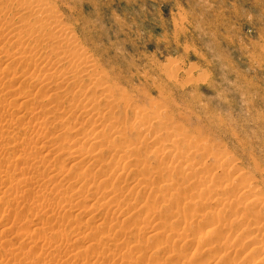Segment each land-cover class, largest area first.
<instances>
[{
    "label": "bare ground",
    "instance_id": "bare-ground-1",
    "mask_svg": "<svg viewBox=\"0 0 264 264\" xmlns=\"http://www.w3.org/2000/svg\"><path fill=\"white\" fill-rule=\"evenodd\" d=\"M10 1H16V0H0V63L3 61L4 63H7L5 64L4 68L0 70V87L2 89L3 86H5L4 84L9 81L8 79H7L8 81L5 80L6 77L4 78V70H9V69L11 71V72L9 71V73H11L10 74L11 78L10 77H7V78H10L11 82L12 81L19 82V86L15 87L16 85L15 83H14L15 84L14 86L9 85L10 88L8 90H10L9 91L10 94H12V96L15 97V98L12 97L13 100H11L12 98L10 97L5 98L4 97L5 94H2V91L0 93V141L6 138L4 135L7 134L8 132L6 130L7 132L4 134L3 127L5 128L10 127L11 129V127L14 124H16L14 122H17V124L19 122L22 123V124H19V126L21 125V128H22V129L19 128V130H21L22 132L19 133L17 131V134H13L14 133L13 132L12 135L11 133H9L11 136L9 137L8 140L12 141V145H13L12 148L16 149V151L18 152V153L16 152V154L14 153L15 155H13V157L15 161H20V162L22 161L21 162L22 165L21 166L18 165V168L19 166L22 167L21 169L20 168L19 169L20 170L23 169V172L21 173V171L18 168H16L17 164H16V167L14 166L15 163L17 162L13 161L14 165H12V162H8L9 157L7 158L8 160L6 162L8 163L6 165L0 164V174L1 173L4 174L3 176L6 182L9 180L8 181L9 189L7 191H4L2 196H0L1 197L0 202L2 204L4 203L5 205L8 204L10 202L9 199L12 196V193L14 192V191L12 192L11 190L19 189V188L13 189V184L15 183H13V181L10 180L11 178H9L10 171L15 168L17 169V172L19 171L21 173L20 174L21 176H24L22 178L19 176L21 180L18 178L17 179L19 181H22L21 183L23 184L28 183V185L35 182L36 180L38 181V179L41 180L40 178H42V176L46 174V171L49 172L47 182L48 181L52 182L50 184L51 189L49 187L50 189L49 192L46 191L47 190L46 188L45 190L44 189L38 190V191L36 190L35 195L32 198V202H31L32 204H30L32 205V207L35 204H38L36 205L37 207H35V209L33 208L35 212H32L35 219L38 218V220H42L41 216L43 215L44 216L48 215V217H50L51 219L53 218L52 217L54 214L53 212L55 211L50 210V206H51L49 203L51 202L50 197L52 198L56 197L59 200V203L57 204V207H58L57 209H59V211H62L64 213L73 212V209H74V212H75L74 216H76V218H78L79 215L81 216L84 213L83 209L85 208L84 207L82 209L83 210L82 212V210H78V208L76 207L77 204L79 205V203H81L82 201H86V202L90 201L92 197L94 198L93 201L95 200L94 203H92L91 206L89 205L87 206H89L88 208L89 210L94 211L93 212L94 215H97L95 217H99L98 211H104V212L107 211V213L109 214L108 211H111L110 213H112V211H116V210L118 211L121 208L125 209L123 207L120 208V205L123 202L126 203L127 201H125L126 196L124 197L123 195L124 193L121 192V190L120 191L118 190L119 184L120 185L123 184L124 186V184L126 185L129 179L132 180L134 178L135 181L134 179L132 181L137 184H135L132 188L128 187V189L130 188L129 194L131 193L129 197H131L132 194H135L134 191L137 192L136 189H138V187L140 188L142 187L139 194L151 193L150 195H152V192L154 194L155 190L160 189V187L157 188L158 186L156 185L157 187L154 190L152 187L153 182L152 183L151 181L148 182V177L149 178L151 177L153 178V176L160 177L162 179L161 182L166 183L165 184L166 186L163 190H158V192L160 193V197L162 199V204H159L161 205V209H159V207H156V204H157L156 202H155L156 203L155 206H150L151 202L149 201V204L147 206L146 201L145 202L142 201L146 205L145 208L147 207V209H145L143 206L144 210H148L146 212L147 214H145L143 219H142L143 215L142 217L140 216L141 217L140 219L142 220L139 223H137V226H133V227H137L139 232L144 233L145 231L149 230L150 225L152 227L151 223H153L154 221L151 222L150 220H153L154 218L157 221L158 220L161 221V218L162 220L164 218L172 219L173 222L175 223V227L171 226L172 223H170V220H169V223L171 224L170 226L168 225L169 228L167 227V225H164L167 227L166 229H168L164 231L166 233L161 232L162 235L155 234V232H157L156 222H155L156 231L155 229H153L154 234L153 235L151 234L149 236V233H151L152 229L151 231L149 230L150 232L147 231L149 232L147 235L149 237L146 239L147 241L148 240L151 241L150 246H148V248L147 247L145 248L147 252L145 250L144 253H141L139 255L141 259L144 257L145 264H173V263L175 264H264V240L259 239V237H257L254 234V233L264 232L261 227L263 224L260 226L259 222L261 224V221H259L258 223L254 222L255 224L253 223V221H251V218L252 220L254 218L258 220L260 219V216L262 215V213L260 212V209L262 207L258 208V206L260 204H263V200L258 197L251 200L256 190L254 191L255 188H253L254 187L252 186L253 184L251 185V183L250 184L247 183L250 180L247 181V178H244L243 176V178L247 182L245 181L244 183L242 181L243 183L242 184L241 181H238L240 182V185L237 184L236 180L233 181L234 174H237L236 173L237 171H235L236 169H234L233 175H232L233 178L232 177L230 178L232 182H229V183L226 182L227 184H216V182H220L218 181L220 179L215 181L214 179H211L209 176H205L206 172L208 173V171L210 170L212 171V169L210 167H205L204 163H202L200 160L198 161H200L201 163L195 161V159L199 157L198 154L200 152L206 153V150H208L209 152L210 149L208 148V146H206L205 144H199L200 142L199 143L197 142L189 143L188 141L190 139L188 141L186 140L188 139L190 135H187V139L185 138V141L187 142V144L185 145V149L187 151L184 152L183 151L185 150L184 148L183 150L179 149V148H182L181 144L183 142L184 136H182L181 133H180L181 136L179 135V133L178 135L177 134L175 135V133L178 130L177 131L174 130L176 132L174 133V136L171 137V135L173 134L172 132V134L169 136L171 137V139L169 138L170 140L167 139L168 136L166 137L164 136V134H161V131L163 132V129H161V131L159 132V135H154V134H158L155 131L157 130L156 128L158 127L168 129L165 127L167 125L165 121L167 120L163 121V119L167 116L165 113L166 111L165 112L163 111L162 112L160 111L148 112V111H133L132 109H131L132 111L130 109H128L130 111H116L120 105L124 106V109L129 107V102L126 100V96L124 94H120L121 92L118 93L116 91V88L114 89L113 87H110L109 85L110 77L106 73L100 71L101 68L95 63L96 61L94 62L95 59L93 60V58L86 52V50L80 46V44L78 43L79 40H77L75 37L76 35H73L71 30L63 23L61 15L56 10V7L49 4L48 0H20L19 8L12 9L11 11H9L7 9H8ZM1 65L0 67H2ZM13 67H17V68L14 69ZM9 73L7 72V74ZM22 83L25 84V85L23 84L24 88L25 86L28 87V90L32 85H35V87H37L36 92L35 93L33 92V94H30L26 90L27 88L23 90ZM47 90L51 92H47L46 94ZM3 91L5 92L6 90H3ZM24 92L29 93L28 95H26L27 100H24L25 98L23 97L25 95ZM21 95L23 98H21ZM36 97L40 99L47 97L46 98L47 101H50V102L49 104L43 105V106L39 105L40 103L39 104L37 103V107H35V109L33 108L34 111L33 109L29 111L28 107L31 106V102L36 104L37 102ZM12 104H14V106ZM5 106L8 109L12 108L13 111L14 109L20 110L16 112L17 113V115H15L17 117L15 118L16 120H14L13 118L15 116H13L12 118H9L8 117L9 115L6 114L5 111H4L5 114H3L2 111L4 110L3 108ZM39 114H43L44 118L37 117ZM76 114L78 115L84 114V116H86V118L92 122L91 124L90 123L89 124L90 126L93 125L94 129H92L91 132L89 131L90 132L89 134H86L87 131L86 133L83 132L85 130H83L84 128L81 123H80L81 126H77V127L70 126L72 124V123L70 124L71 118H74L73 116H76ZM27 118L29 119L26 120ZM74 119H76V117ZM169 119H171V117ZM84 120L82 119L83 122ZM172 122L173 121L170 122V125ZM52 127L54 128L62 127V128L59 129V131L57 132V135L54 133L52 134V135H56L54 138L53 136L51 137V134L49 133L50 134L49 136L53 141V142L52 141L50 142V140L47 139L49 138L47 137V133L49 132V129ZM177 128H180V127H176V129ZM29 131H31L30 133H33L32 135L29 134L32 137L31 136L29 137L28 135ZM164 131L167 132V130H164ZM67 133L76 135L74 138H71V140L70 139L68 140L67 144L70 143L69 149H66L67 147L65 148L63 146V143L59 141V139L61 140V138L62 139L65 138V135ZM166 135H169V131H168V134L166 133ZM165 137H166V140L164 139ZM138 139L142 141L139 143L140 146L137 145L138 143L137 144L132 143L133 141H136ZM139 140L137 142H139ZM148 140H150L151 143L154 144V146L152 145L153 147H155L156 143L158 144V146L156 144L155 148L150 147V149H148L147 143L150 142ZM64 141L66 143V139H64L63 142ZM164 141L166 142V144H163ZM91 142L100 143V144L103 143V144L100 146L98 144V147L96 148L95 146L91 144ZM1 143L2 142H0V160L5 161L6 160V158H4V155L6 154L5 151H7V149H10L9 148L10 144L7 143L8 147H5V146H2ZM31 145L35 147V149L33 148V150H36L35 152L33 151L30 152L29 146ZM64 150L69 151L68 159H70L71 163H73L70 171H75L77 168V171H75L74 176L70 177L71 180L69 179L70 181H72L71 185H73V189L71 188L72 186L70 187L72 196H69V197L66 196L65 190L63 191L61 189V182L63 181L65 177L69 176V174H65L63 176V172H65L63 169L64 167H59V165H61V163L63 162L57 161L59 162L58 164H56L55 162L56 158L60 155V153L62 155L63 153L66 152V151L63 152ZM42 152L46 153L44 154L45 155L44 157H51L50 159L47 158L46 160L45 159L41 160L40 159L41 157L39 158L41 161L45 163L44 167H42V164L38 163L41 161L37 159L38 158L37 154L41 156L40 154H42ZM201 154L203 155V153ZM118 155H121L122 159H117V161H114L116 160L115 158H118L115 156H118ZM205 157H203V159H205ZM107 158H109V160H107ZM219 159H221L222 161H220ZM53 160L55 164L53 163ZM213 160L215 161L214 162L215 165L213 169L219 170V171L221 170L222 175H223V172L227 168H229L228 167L230 165L229 161L231 162L230 159L228 161V159L223 160L222 158H218V157L216 160L215 159ZM209 166L212 167V165L210 164ZM2 168H4V170ZM41 168H43V171ZM163 168H167L166 173L164 170L165 174H163L162 172ZM30 170L32 172H28ZM25 171L26 173H24ZM112 176L116 178V181H118L119 184L117 183V185H115L116 182L113 184V181L115 180H112ZM239 176L241 175L239 174L237 176L238 180L240 178ZM122 178L124 180L121 181ZM217 178L218 177H216L215 179ZM234 179H236V177ZM44 180L46 179L44 178ZM5 181H3V178L0 179V182L2 183ZM19 181H15V182L18 183ZM66 181L64 182V184L66 183ZM227 181H229V179ZM36 182L33 183L34 184L33 186H35ZM131 182L127 184H130ZM154 182L156 183V181ZM223 182L224 181L222 180L221 183ZM21 183L19 184L22 186ZM68 188H69V185H68ZM126 188H127V185H126ZM6 189H7V186H6ZM170 190L175 191V194H173L171 197H170L171 193L169 192ZM126 191L128 192V190ZM15 193L17 192H14V195ZM120 193H123V194H120ZM168 193H169V198L167 197ZM231 193L232 194L234 193L235 196H231L232 195ZM73 196H75L78 199V202L79 201L80 202L79 203L77 202V204L76 203L73 204L74 203ZM155 196H157V194ZM129 197L127 198L129 199ZM160 197L157 198L156 200L160 201L161 200ZM46 199H48L47 202H46ZM132 199L136 201L135 198H132ZM144 199L145 197L143 198V200ZM130 200L127 203H130L131 202ZM19 201L22 202V199L20 200V195H19ZM135 204L139 205L138 203H135ZM178 204H179V208H178ZM241 204H243L242 207H240ZM23 205L25 204L23 203ZM52 205H53V202H52ZM74 205L76 206L74 207ZM96 206H98V208H96ZM139 206H141V203ZM213 206L218 207V208H214ZM133 207L131 206V208ZM231 207H233V209H231ZM129 208L130 207H128L127 210H130ZM219 208L222 210H219ZM80 209H81V206H80ZM122 209L120 211H122ZM7 211L9 212L7 214H10V215L13 213H17V212H14V210L12 212L10 209H8ZM139 211H138V214H139ZM222 211L224 212L221 213ZM130 212H128V214ZM118 213L116 212V214ZM132 213L136 214L137 217H134L135 219L136 218L139 219L136 212H132ZM228 213H231L229 214L231 215V217H229L230 224L229 223L225 224L224 218L227 217L226 215ZM133 214H132V217H133ZM112 215L113 214H111V216ZM54 216L56 215L54 214ZM74 216L73 218H75ZM130 216H131V213H130ZM128 217L129 216H127V218ZM21 218L23 220V217ZM125 218H123V220ZM14 220H16L15 217H14ZM20 220L21 219H19L18 221ZM109 221H111V219ZM114 221L116 222V220ZM31 222L29 221V224ZM250 222L253 223V225L250 224ZM57 223L58 222H55V224L53 223L52 226L50 225V227H48V229L51 230L49 236L45 234V230L43 227H40V228L37 227L38 223L35 224L34 226L35 228H33L32 232H30L29 228L27 227L28 228L27 230L29 231L22 233L24 229H26L23 226H22L23 230L22 228H20L21 230H18L17 232L15 231V234H16L15 236H18V237L21 236V239H23L24 242H26L25 240H28V243L30 241V244L31 245L33 244L31 248L29 247L31 252L32 250L36 248V245H40V247H38L39 248L38 251L41 252L40 255H44L43 259L42 258L40 259L42 261H40L37 258V255L39 253L36 255V258H34L35 257L34 253H33L34 257L30 256V254H32L29 252L30 250H27V252L23 251L25 253L22 254L23 263L21 262V264H107L106 262L104 263L102 262L105 259L103 258L104 255L106 254L108 256L112 255L110 256V257H113L111 258L112 260L117 256L114 254L115 255L114 257L110 249L108 251L104 250L106 247L105 244L110 241V239H108L110 236V233H109V236L108 235L106 236L107 233H102V231L99 232L97 230V232L95 233L96 234L98 232H99L98 234L102 233V235H104V238H100V235L96 237L94 236L95 234H94V231L92 230L94 229V227H92V229L90 228L92 231L90 232L87 231L89 233H87L84 236L83 234H80L79 232H77L79 230L74 231L75 230V227H74L72 228L73 230L72 232L75 233V236L74 238L69 239L70 235L68 233L65 234L63 232L64 230L55 229L57 227L54 225L59 224ZM79 223L80 225L81 223L83 224L84 220ZM162 223H164V221ZM16 224L18 223L16 222ZM108 224L109 225L112 224L111 226H113L114 223H108ZM116 224L117 223H115V225ZM127 224H129L128 221H127ZM131 224H134V223L132 222ZM32 225H34V223ZM234 225L235 227L241 226L240 228L237 227L241 229L239 230L240 232L243 230V228L246 229L244 235L240 234L241 235L240 238H242V240L239 239L240 235H235L236 233L233 232ZM245 225H247L248 227H244ZM4 227L5 225L3 226V228ZM119 227H116V228H119ZM126 227L123 226L122 228L124 229L122 228L118 229L120 230V232H122V230L124 231L122 237H120L119 239L126 237V235L124 234L125 232L129 233L127 232L129 230L127 231L125 230ZM158 227H161V226H158ZM226 227L229 232L226 230ZM102 228H106V227H102ZM114 228L115 227H113L112 230ZM6 229L5 230L3 229V230L7 231ZM128 229H131V228L128 227ZM159 229L160 228H158V230ZM116 230L117 229H115L114 232H116ZM247 230L248 232L249 231L252 232V233L250 232L248 236H246V233H248L246 232ZM69 231L70 230H68V232ZM225 231H227L228 233ZM13 232L11 234H14ZM38 232L41 233V234L39 233L40 236L37 234ZM5 234L7 233L5 232ZM29 234H32V235L30 236ZM34 235L38 238L35 241L33 240L34 237L32 238V236ZM116 236L118 237L119 234ZM132 236L130 234L131 238ZM242 236L243 237L246 236V238L248 239L247 242L252 243L249 246L246 245L245 247L246 249H243L244 251L246 250L245 252L241 249H238L241 247H238L236 245L238 244L236 241L238 242L244 241ZM2 238H5V237H2ZM101 239H106V240L108 239L109 241L108 240L106 241V243L103 245L105 246L102 249L103 251L100 250L101 251L100 252L99 249L102 248V246L100 245ZM146 239L144 241H146ZM2 240L4 239H1V242ZM84 240L87 241V243H85L86 244L85 246L76 247V245H74V244L82 243V241ZM116 240L117 239H115L114 242ZM20 242L22 241L20 240ZM123 242L124 241L122 240V243ZM111 243H113V241L110 242V244ZM117 243L115 242L114 245H116ZM128 244L129 243H127V245ZM146 244L148 243L146 242ZM14 245H11V247ZM95 245H99L98 247L100 246L101 247L100 248L97 247V250H96V248L94 247ZM122 245H125V244L123 243ZM132 245H130V247ZM134 245H133L134 249L132 250L133 252L135 250ZM137 245L140 246L139 243ZM179 245L191 251L190 256L187 255L188 258L186 257V255H183L180 250L177 249ZM239 246H243V245L239 244ZM125 247H128V246H125ZM121 248L122 247H120V250ZM16 249L18 248H15V251ZM117 250L119 249L117 248ZM137 250H142V249H137ZM8 251L6 253L9 254ZM38 251H36L35 253H37ZM132 251L129 250V254H131ZM18 253L19 251L15 254L17 255ZM161 253H163L164 256H161ZM247 253H250V254H247ZM251 254H252V257L256 256L254 254H257L256 257L258 258V260H256L257 259L256 257H254V259L251 258L253 260L249 259ZM236 255L239 257L237 261L233 260L234 258L236 259L238 258V257H234ZM119 256L121 255L119 254ZM119 258L117 257L114 260V264H116V260L118 261L122 260L124 262L123 258L122 259H119ZM133 262L134 261H132V263ZM139 263L140 262H138V264ZM117 264H122V262H119ZM125 264H129V263L126 262Z\"/></svg>",
    "mask_w": 264,
    "mask_h": 264
},
{
    "label": "rangeland",
    "instance_id": "rangeland-1",
    "mask_svg": "<svg viewBox=\"0 0 264 264\" xmlns=\"http://www.w3.org/2000/svg\"><path fill=\"white\" fill-rule=\"evenodd\" d=\"M19 3H20V0L10 1L7 10L11 11L12 9H18ZM48 3L56 7V10L61 15L63 23L71 30L73 35H76L75 37L77 40H79L78 43L80 44V46L86 50V52L93 58V60L95 59L94 62L96 61L95 63L98 66H100L101 68L100 71L106 73L110 77V83H109L110 87H113L114 89L116 88V91L118 93L121 92L120 94H124L126 96V100L129 102V107L124 109V106L120 105L121 106V107L119 106L120 109L118 108L116 111H130L131 109L133 111H148V112H151V111L152 112L153 111L165 112L166 111L165 112L166 115L167 116L169 115L168 117L169 118L171 117V119H169L166 116L165 118L167 119L164 118L163 121L164 120L168 121L169 119L170 122L173 121L172 122L173 124L171 123L170 125L169 121L168 122L165 121L167 124L165 127L168 128L169 130L158 127L156 128L157 130H155L158 134H154V135H159V132L161 131V129H163V132L161 131V134H164V136L166 137L168 136L167 139L169 138L171 139V137L174 136V133L178 130L180 132L177 131L175 135L176 134L178 135V133L180 135L181 133V135L184 136L183 142L181 144L182 148H179V149L181 150H183V148L185 149V145L187 144L186 141H188L189 139H190L188 141L189 143L191 142L199 143L200 142L199 144H205L206 146H208L210 150L209 152L208 150H206V153L208 152L207 155L205 152H200L198 154L199 157L197 156L198 158H196L195 161L199 163L202 162L204 163L205 167H210L212 169V171L210 170L208 171V173L206 172L205 176H209L211 179H214L215 181L220 179L218 180L220 182H216V184H227L229 182H232L230 178L233 175L234 169H236L235 171H237L236 172L237 174H234V178L236 177V179H234L233 177L232 178H233V181L236 180L237 184L240 185V182L238 181H241V183L243 181L245 183L246 180L244 178H247V181L250 180L249 182L247 181L246 182L249 184L251 183V185L253 184L252 186H254L253 188H255L254 191L256 190V192H254V195L255 194L256 195L255 196L253 195V198H251V200L257 197L263 200V204H260L261 206L260 205L258 206V208L262 207L260 209V212L262 213V215L260 216V219L258 220L254 218L252 220L251 218V221H253V223L254 222L258 223L259 221H261V224L259 222V225L260 226L262 224L264 225V0H48ZM5 64L7 63H4V61L0 63V65L2 66L0 67V70L4 68ZM13 68L15 69L17 67H13ZM6 71L9 73L10 69L4 70V78L6 77L5 80L6 81L9 80V81L4 84L5 86H3L2 89L0 87V93L2 91V94H5L4 95L5 98L6 97L12 98L13 96L12 94H10L9 92L10 90L8 89L10 88V86L12 85L14 86L15 84H16L15 87L19 86V82H13V81L11 82L10 80L11 73L7 74ZM7 77H10V78H7ZM23 84L24 83H22V85ZM24 85H23V90L27 88L26 90L30 94H33V92L34 93L36 92L37 87H35V85H32L31 87L29 86L30 87L29 90H28V87L26 86L24 88ZM3 90H6V91L4 92ZM49 90L46 91V94L47 92H51ZM122 90L124 93L122 92ZM29 93L24 92L25 95L23 94L24 95L23 97L26 98V95H28ZM23 97L21 95V98ZM13 98L11 100H13ZM25 98L24 100H27V98L26 99ZM46 98L40 99L36 97V101H37L36 104L31 102V106L28 107V110L31 111L33 108L35 109V107H37V103L38 104L40 103L39 105L41 106L49 104L50 101H47ZM12 105L14 106V104ZM6 108L7 107L5 106L2 112L3 114H5L4 113L5 111L6 114L9 115V116L7 115L9 118H12L13 116L17 115L16 112L20 111L18 109H14L13 111L12 108L10 109L8 108L6 109ZM37 117L42 118L43 114H39ZM73 117L74 118L76 117V119L71 118L70 124L71 123L72 124L70 126L77 127V126H81L82 124L84 128L82 129L85 130L83 132L86 133L87 131L86 134H89L91 130L94 129L93 125L90 126L92 122L89 121L86 118V116H84V114L83 115L76 114V116H73ZM13 118L14 120H16L15 118L17 117L15 116ZM84 118L86 121L84 120ZM28 119L29 118H27L26 120ZM82 119L84 120L85 123L82 121ZM14 123L17 124V122H14ZM16 124L12 126L14 129L12 127L11 129L10 127H6L7 129L3 127L4 134L7 131L8 132L7 134L4 135L7 138V140L5 138L4 140L0 141L2 142L1 145L8 147L7 143H9L11 147L9 146L10 149H7V151H5L6 154L4 155V158H6V160L5 161L0 160V164L6 165L8 162H12V165H14L13 164V161H14V162H17L15 163L14 166L16 167V164H17L16 168H18V165L20 166L22 165L21 164L22 161L20 162V161L14 160L13 155H15L17 151L16 149L12 148L13 146L12 141L8 140L13 132H14L13 134H17V131L19 133L22 132L21 130H19V128L22 129L21 125L19 126V124H22V123L19 122L17 125ZM175 126L180 127V128L176 129ZM169 127L171 128L172 131L170 130ZM52 128H50L49 132L47 133V137H49L47 139L50 140V142L52 141V139L50 138L49 135L51 134V137L53 136L54 138L57 135V132L59 131V129H61L62 127L54 128V129ZM164 130H167V132H165ZM168 131H169V135H166V133L168 134ZM30 132L31 131L28 132V135L33 134ZM9 133H11V135ZM53 133L56 135H52ZM68 134L69 133L65 135V138L63 139L61 138V140L59 139V141L63 143V146L65 148L67 147L66 149H69L70 147L69 146L70 143L67 144L68 140L69 139L71 140V138H74L76 136L75 134H71V133L68 136ZM31 135H29V137ZM170 135L171 137H169ZM187 135H190L189 136L190 138L188 137L187 139ZM166 137L164 138L165 140H166ZM185 138L187 139L186 141H185ZM64 139H66V143L65 141L63 142ZM138 140L133 141L132 143L134 144L138 143L137 145H139V143L142 141L139 140V142H137ZM93 142H91V144L95 146L96 148L98 147V144L99 146L103 144V143L100 144V143H93ZM148 143H147L148 149L154 146V144L151 143V141ZM156 144H155V147H156ZM163 144H166V142L164 141ZM31 146H29L30 152L32 151L35 152L36 150H33V148L35 149V147L34 146L31 147ZM65 151L66 150H64L63 152ZM183 151L185 152L187 150L185 149ZM201 153H203V155L205 154L206 157L205 155L203 156ZM44 154L46 153L42 152V154H40L41 156L37 154V157H38L37 159L41 161L43 159L46 160L47 158L48 159L51 158V157H44L45 156ZM60 155L56 158L55 162L56 164H58L61 161L63 162L61 163V165H59V167H64L63 169L65 172H63V176L65 174H69V176L65 177L63 181L61 179L62 181L61 189L63 191L65 190L66 196L69 197V196H72L71 188L73 189V185H71L72 181H70L71 180L70 177L74 176V173L75 171H77V168L76 170L74 169L75 171H70L73 163H71V160L68 159L69 151H66L61 156ZM8 157H9V161L6 162L8 160L7 159ZM115 157H118V158H115L116 160L114 161H117V159H122L121 155H118ZM203 157H205V159H203ZM217 157L222 158L223 160L224 159L225 160L228 159V161L229 159L231 160V162L229 161L230 165L228 166L229 168H227L228 170L226 169L223 172V175L221 174L222 172L221 170L219 171V170L213 169L215 165L214 164L215 161L213 159L216 160ZM107 160H109V158H107ZM198 160H200L201 162ZM219 160L222 161L221 159ZM38 163L42 164V167H44L45 165L43 161L38 162ZM53 163H54V160H53ZM209 164L212 165V167L209 166ZM20 166L19 168L21 169L22 167ZM16 168L10 171L9 178H11L10 180H12L13 183H15L13 184V189L19 188L18 189L19 191L17 189H16L17 191L11 190L12 192L14 191L17 193H15L14 195V192L13 193L11 192L12 193L11 197L13 196L15 197L13 198L10 197L11 200L9 199L10 202L6 204L7 206L4 203L2 204L0 202V205H1L0 206V222H1L0 223L1 225L0 226V231H1L0 242H1V239H4L0 243V246H1L0 247L1 248L0 249V264H15L16 262H17L16 264H21V262L23 263L22 254L25 253L23 251L27 252V250H30L33 244L31 245L30 241L28 243V240H25L26 242H24V240L21 239V236L20 237L15 236L16 235L15 231L17 232L18 230H21L20 228H22L23 230V227H24L26 229H24L22 233L29 231V230L30 232H32L33 228H35L34 227L35 224L37 223H38L37 225L38 228L40 227L44 228L45 234H47V236H49L51 232V230L48 229V227H50V225L52 226L53 223L55 224V222L59 223V224L57 223L58 225H54L57 227L55 229L64 230L63 232L65 234L68 233L70 235L69 239H72L75 236V233L72 232L73 231L72 228L74 227H75L74 231L79 230L77 232H79L80 234H83L84 236L92 230L94 231V234H95L94 236L97 237L98 235H100V238H104V235H102V233H107L106 236L107 235L109 236V233H110V236L108 238L110 239V241L107 239L109 242L106 243L107 241L106 239H101L100 245L102 246V248H100L101 246L98 247L99 245L94 246L96 250H97V247L100 248L99 251L102 250L106 246L104 250L108 251L110 249L113 255L114 254L117 255L116 257L114 255L115 258L113 260L111 259L113 257H110L112 255H109V256L107 254L104 255L103 258L105 259L102 262L103 263L106 262L107 264H114V260L117 257L118 258L120 257L119 259L123 258L124 262L122 260L121 261L116 260V264L119 262H122V264H125L126 262H128L130 264L132 263V261H134L132 264H138V262H140L139 264H142V263L145 264L144 257L142 258L143 259L142 261L139 255L145 252L146 247L148 248V246H150L151 241L149 240L147 241L146 238H148L151 234L152 235L154 234L153 229H155V225L157 224V227L161 226V227H158L160 228L159 230L156 227L157 232H155L156 229L154 231L156 235L157 234L162 235L161 232L166 233L164 231L168 230L166 228L167 227L169 228V226L171 225L170 223H172L171 226L175 227V223L173 222V220L168 219V218H164L165 220L164 219L162 220L161 218V221L162 222L164 221V223H162L160 220L157 221L155 218L153 220H150L151 222L154 221L153 223L150 222L152 224V227L150 225V228H149L150 231L152 229L151 233H149L150 231L147 230L149 232L145 231L146 233L144 232L145 233L144 234L143 232H139L137 227H133V226H137V223H139L144 218L145 214H147L146 212L148 210H144L146 206L144 203L145 201H146L147 206L150 201L151 202L150 206H155V204L157 203L156 207H159V209H161V205L159 204H162V199L160 197V193L158 192V190H163L166 186L165 185L166 183L164 182L162 183L161 182L162 179L160 177L153 176V178L151 177L152 180L151 178L148 177V182L149 181H151V183L153 182L152 187L154 190L156 189L157 186H158L157 188L160 187V189L155 190L154 194L153 192H152V195H150L151 193L139 194L142 187L141 188L138 187L139 190L136 189L138 193L134 191L135 194H132V196L129 197L131 195V193L129 194L130 188H132L135 184H137L132 181L134 178L132 180L129 179L130 181L129 180L127 181V183L132 181L131 182L132 184L126 183L127 185V188H126L125 184L124 186L123 184H121L122 185L121 187L119 182L116 181V178L114 177L115 174H114V176H112V180H115L113 181V184L116 182L115 185H117V183L120 185V186L118 185L119 187L118 190L119 191L121 190V192L124 193V194L123 193H120V194H123L124 197L126 196L125 201L129 202V200L132 198H135L136 200V201H134V199L130 200L133 203L123 202L121 204L120 202V204L122 205V206L120 205V208L121 207L125 208V209L121 208L122 211H120L121 209L118 211L117 210L112 211V213H110L111 211H108L109 214L107 213V211L105 212L98 211L99 217H95L97 215H94L93 213L94 211L88 209L89 206H91L92 203H94L95 201V200L93 201L94 199L93 197L90 199V201H87V202L82 201L81 203H79L80 201L78 202V199L75 196H73L74 197L73 204L75 203L77 204L78 202L79 205L81 206V209L78 204L77 206L74 205V207L76 206L78 210H82L84 207L86 208V209L85 208L83 209L84 213L81 216L79 215L78 218H76V216H74V213H75L74 209H73V212L64 213L62 211H59V209H57L58 208L57 204L59 203V200L56 197L55 198L50 197L52 199L51 200L49 198L51 201L49 202L51 205L50 210L55 211L53 213L56 216H54L53 214L52 216L53 218L51 219L50 217H48V215L47 216L43 215L41 216L42 220H38V218L35 219L32 213V212H35L34 209L35 207H37L36 205L38 204H35L33 207L30 204H32L31 203L32 198L35 195L36 190L37 191L43 190V189L45 190L46 188L47 189L46 191L49 192V190L51 189L50 184L52 182L51 181L47 182L49 172L46 171V174H45L46 176L43 174L44 176L40 178L41 180L39 179L38 181L36 180L37 182L35 181L36 184L35 186H33L34 185L33 183L35 182L28 185V183L23 184L21 183L22 181L18 180V179L21 180V178L24 177L20 175L23 172V169L20 170L18 168L21 171V173L19 171L18 173ZM2 169L4 170V168ZM41 169L43 171V168ZM166 169L167 168L162 169L163 174L166 173L167 171ZM164 170H165V173H164ZM28 172H32V171L30 170ZM24 173H26V171ZM239 174L241 176H239L240 178L238 180L237 176ZM3 175L4 174L2 173L0 174V179L3 178V181H5V178ZM216 177L218 178L215 179ZM44 178L46 180H44ZM228 179L229 181H227ZM122 180L124 179L122 178L121 181ZM222 180L225 183L224 182L221 183ZM8 181L7 182L5 181L3 183L0 182L1 183L0 184L1 186L0 196H2L4 191H7L9 189ZM15 181H19V182L16 183ZM65 181L66 183L64 184ZM154 181H156V183ZM19 183H21L22 186ZM68 185H69V188H68ZM6 186H7V189H6ZM128 187L130 188L128 189ZM20 188L22 191L20 190ZM126 190H128V192ZM171 191L172 190L169 191L171 193L170 197L173 194H175L174 190L172 191L173 193ZM156 194L157 196H155ZM233 194L231 196H235V194L234 195ZM19 195H20V200L22 199V202L25 205H23V203L19 201ZM151 196H153L154 198ZM127 197H129V199ZM144 197L145 199L143 200ZM159 197L161 199L160 200L161 202L159 200H156ZM167 197L169 198V193L167 194ZM12 199L13 200L16 199L18 201L14 200L13 202ZM47 201L48 199H46V202ZM52 202H53V205H52ZM17 203L19 204L22 203V204L19 205ZM135 203H138L139 205L141 203V206ZM126 206L130 207L129 209L131 210V212L130 210H127L128 207ZM131 206L132 207L134 206L133 207L134 209L131 208ZM242 206L243 204H241L240 207ZM96 208H98V206H96ZM178 208H179V204H178ZM214 208H218V207H214ZM8 209H10L12 212L14 210V212H17V213H13L14 215L7 214L9 213L7 211ZM145 209H147V207ZM231 209H233V207H231ZM139 210L142 212H140ZM219 210H222V209L219 208ZM138 211H139V214H138ZM100 212H102L103 215ZM116 212L117 213L119 212V213L116 214ZM128 212L131 213V216H130V213L128 214ZM132 212H136L139 219L137 218L135 219L134 217H137V216L135 213L134 215ZM223 212L224 211H222L221 213ZM111 214H113L114 216L113 215L111 216ZM132 214H133V217H132ZM229 214L231 213H228L226 215L227 217L224 218L225 224H228L230 222L229 217H231V215ZM73 216L75 218H73ZM127 216L129 217L127 218ZM140 216L142 217V219H140L141 218ZM14 217L17 221L14 220ZM21 217H23L24 221L22 220ZM111 217L114 219H112ZM18 218L21 220L18 221L19 220ZM123 218L125 219L123 220ZM110 219L111 221H109ZM83 220H84V223L83 224L81 223L80 225L79 222H82ZM114 220H116V222ZM117 220L119 223L117 222ZM169 220H170V223H169ZM29 221L30 222L32 221L34 225H32L33 224L32 222L30 223L31 224L30 225ZM127 221L129 224H127ZM16 222L18 224H16ZM130 222L131 223L133 222L134 224H131ZM108 223H114V224L113 226H111L112 224L109 225ZM115 223H117L116 225L118 226H116ZM253 223L250 222V224L252 225ZM2 225L3 226L5 225V227L3 228ZM164 225H167V227ZM263 225L261 227H262V230L264 231ZM123 226L126 227L125 228L126 231L129 230L127 232H129L131 236L133 235L131 238L129 233H126V232L124 233L126 235L125 238L127 241L125 240L124 237H123L124 239L123 238L121 239L124 241L123 243L125 245H122L123 244L122 240L119 239L120 237H122L124 231L122 230V232H120V230H118L122 228ZM16 227H18L19 229ZM27 227L29 228V230H27L28 229ZM92 227H94V229L96 230L92 229ZM102 227H106V228H102ZM113 227L115 228L112 230ZM116 227H119V228H116ZM128 227L131 229H128ZM237 227L240 228L241 226H237ZM237 227H235L234 225L233 232L236 233L235 235H240V234L244 235L246 229L243 228V230L241 231L242 233H241L239 231L241 229ZM244 227H248V226L245 225ZM3 229L4 230L6 229L7 231H4ZM115 229H117L116 232H114ZM68 230L70 231L68 232ZM97 230L99 232L102 231V233L98 234L99 233L98 232L96 234L95 232H97ZM226 230H227V227H226ZM5 232L7 234H5ZM12 232L14 234H11ZM246 232H248V230ZM250 232L251 231L246 233V236H248ZM39 233L40 232H38L37 234L39 235ZM148 233H149V236H147ZM262 233H254V234L257 237H259V239L264 240V232ZM118 234L119 236L117 237L116 235ZM29 235L31 236L32 234H29ZM1 236L5 237L6 239L2 238ZM134 236L135 237L137 236V237L135 238ZM246 236L244 237L242 236L244 241H239V242L236 241L238 243L236 245L238 247H241V248L237 247L238 249H241V250L246 249L245 248L246 245L249 246L250 244H252L251 242H247L248 239L246 238ZM33 237L36 239H34ZM240 237L241 235L239 236V239L242 240V238ZM32 238L34 241L38 239L35 235L32 236ZM114 238L117 239L115 242L116 243L118 242L116 245H114L115 244ZM145 239L146 241H144ZM20 240L22 242H20ZM112 241L113 243L110 244V242ZM119 242L122 244H120ZM130 242L133 245L135 244L134 252L132 251L134 249L133 245ZM146 242L148 244H146ZM85 243H87V241L84 240L82 241V243H78L74 245H76V247L78 246L80 247V246H85L86 245ZM127 243L129 244L127 245ZM138 243L140 246L137 245ZM104 244L105 246H103ZM239 244L243 245L244 247L239 246ZM11 245H14V246L11 247ZM130 245L132 246L130 247ZM119 246L122 247L121 248L122 252ZM125 246H128V247H125ZM38 247H40V245H36V248ZM136 247L137 249H142V250H137ZM182 247L183 246L179 245L177 249L180 250L182 254L186 255V257L188 258L187 255L190 256L191 251L187 250V248L185 247L183 248ZM15 248H18V249H16L15 251ZM36 248L32 250V252L31 250L29 251L30 253H32L30 254V256H33V253H34L35 257L34 256L33 257L36 258V255L39 253L37 255V258L39 260L41 258L43 259L44 255H40L41 252L38 251L39 248L38 249ZM117 248L119 250H117ZM17 250L19 251V253L20 252L21 253L20 254L18 253L16 255L15 253L18 252ZM35 250L38 252L35 253L36 252ZM129 250L132 251L131 254H129ZM7 251L9 252V254L6 253ZM119 254L121 256H119ZM247 254H250V253H247ZM237 255L234 257H238ZM254 255L257 256V254H254ZM161 256H164L163 253H161ZM254 257H252V254H251L249 259L251 258L254 259ZM238 259L239 257L237 259L234 258L233 260L237 261ZM256 260H258V258Z\"/></svg>",
    "mask_w": 264,
    "mask_h": 264
}]
</instances>
